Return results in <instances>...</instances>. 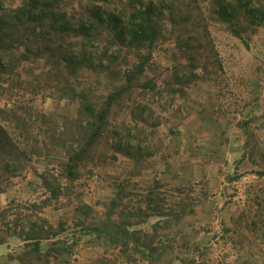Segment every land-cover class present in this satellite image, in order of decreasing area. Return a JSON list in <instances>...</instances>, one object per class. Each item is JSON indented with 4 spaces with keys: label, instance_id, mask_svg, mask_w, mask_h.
<instances>
[{
    "label": "rangeland",
    "instance_id": "374dc122",
    "mask_svg": "<svg viewBox=\"0 0 264 264\" xmlns=\"http://www.w3.org/2000/svg\"><path fill=\"white\" fill-rule=\"evenodd\" d=\"M133 1L107 5L128 12ZM151 1L160 34L147 70L73 175L69 153L86 140L84 102L100 108L148 47L101 26L74 74L62 65L55 76L43 59L25 64L32 84L16 99L32 113V156L14 162V173L0 158V264H264V22L242 40L218 19L214 0H143ZM61 3L79 20L103 2ZM252 4L264 9V0ZM107 221L152 248L144 254L90 230ZM40 231L48 236L28 239ZM57 241L66 249L53 253Z\"/></svg>",
    "mask_w": 264,
    "mask_h": 264
},
{
    "label": "trees",
    "instance_id": "16d2710c",
    "mask_svg": "<svg viewBox=\"0 0 264 264\" xmlns=\"http://www.w3.org/2000/svg\"><path fill=\"white\" fill-rule=\"evenodd\" d=\"M98 1L103 3H93L89 8V16L79 20H76L62 5L61 0H22L16 7L0 6V158L3 159L4 168L13 170V173L17 170V167H13L14 162H21L23 158L31 159L32 156V113L25 110L16 99L20 89L28 88L32 84V77H27L32 75V67L25 64H32V60L43 59L45 63L52 65L50 70L55 76H62V65L66 66L70 74H74L78 67L89 59L84 49L94 46L101 26L110 28L114 38L123 43L148 47V54L125 74L127 84L110 93L100 108L84 102L83 110L88 115L85 127L86 140L79 149L69 153L68 175H73L85 154L102 137L115 103L132 86L133 81L147 70L151 60V49L160 34L159 22L156 18L158 5L154 1L146 3L137 0L133 1L132 10L125 12L124 9L111 8L107 5L108 0ZM214 2L218 19L227 25L233 35L242 40L248 28H254L264 22V9L252 4L254 0H214ZM244 20L247 23H244ZM107 53L108 49L104 51V57L109 58ZM102 62L101 59L100 66L107 69L108 66L104 67ZM194 62L191 60L189 64L190 71L195 69ZM24 74L26 77L23 76ZM144 87L156 89L153 81H147ZM30 93L32 94V91L28 94ZM65 94L70 100H74L75 93ZM80 95L84 96V94ZM2 123L10 128L13 127L14 136L11 137ZM249 123L250 119H246L242 124L247 135ZM248 144L247 140L246 146ZM246 157L247 154L244 153L242 158ZM260 174L264 175V171ZM62 192V187L52 188L54 195ZM261 205L262 203H257L258 207ZM253 223L257 224L256 221ZM93 228L90 230L97 232L98 238L106 236L121 247L128 248L133 241L132 248L144 254L152 248L150 244L140 242L136 233L131 232L125 225L111 229L107 221ZM47 236L48 234L43 235L40 231L30 234L28 239L36 240ZM38 245L39 243H34V246ZM61 246L66 249L64 242L57 241L53 245V253L58 252ZM39 249L38 247L37 250Z\"/></svg>",
    "mask_w": 264,
    "mask_h": 264
},
{
    "label": "crops",
    "instance_id": "0c3cea01",
    "mask_svg": "<svg viewBox=\"0 0 264 264\" xmlns=\"http://www.w3.org/2000/svg\"><path fill=\"white\" fill-rule=\"evenodd\" d=\"M144 227H145V225H144V226H141L140 229H141V228H144ZM128 229H129V228H128ZM145 229H146V228H145ZM131 245H134L133 242H131Z\"/></svg>",
    "mask_w": 264,
    "mask_h": 264
}]
</instances>
